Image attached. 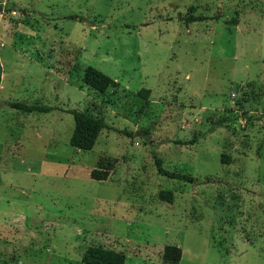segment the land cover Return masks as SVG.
<instances>
[{
    "label": "rangeland",
    "instance_id": "obj_1",
    "mask_svg": "<svg viewBox=\"0 0 264 264\" xmlns=\"http://www.w3.org/2000/svg\"><path fill=\"white\" fill-rule=\"evenodd\" d=\"M88 66L113 79L103 95ZM0 68V264L92 246L164 264L167 245L179 264H264V0H0ZM71 110L137 135L78 150Z\"/></svg>",
    "mask_w": 264,
    "mask_h": 264
},
{
    "label": "trees",
    "instance_id": "obj_2",
    "mask_svg": "<svg viewBox=\"0 0 264 264\" xmlns=\"http://www.w3.org/2000/svg\"><path fill=\"white\" fill-rule=\"evenodd\" d=\"M71 19H77V16H70ZM207 19L203 16L198 17H188L185 18L184 21L186 23L198 22ZM0 79H1V68H0ZM82 82L90 87L92 90L97 92L100 95H103L108 88H110L113 84V79L103 74L101 71L88 66L83 71ZM149 93L147 89H141L139 94L146 96ZM9 106L13 109L26 112V113H48L51 108L42 105H30L22 102H11ZM74 119V131L70 139V144L74 148L81 151H90L95 141L99 135V133L103 130H110L112 132H116L118 134H123L127 137H133L136 132L127 131V130H119L109 124H107L102 117H99L93 114L89 110L85 111H69ZM224 122V119L217 121L214 123V126H220ZM213 131V127L210 129V132ZM145 135L149 134V129H145ZM198 140V137L195 136L188 141H178L177 143L192 145L195 144ZM154 165L157 169V172L170 179L179 180L183 182L193 183L194 178L190 175L176 172V171H168L163 167L162 160L157 156L155 152H153ZM111 165L104 164L103 161H100L97 164V167L90 172V178L95 181H106L109 177ZM167 200H171L168 198ZM182 257V251L177 246L167 245L164 247L162 260L164 264H179ZM81 262L83 264H125V256L121 252L106 250L101 247H88L81 257Z\"/></svg>",
    "mask_w": 264,
    "mask_h": 264
},
{
    "label": "crops",
    "instance_id": "obj_3",
    "mask_svg": "<svg viewBox=\"0 0 264 264\" xmlns=\"http://www.w3.org/2000/svg\"><path fill=\"white\" fill-rule=\"evenodd\" d=\"M4 70V69H3ZM2 79H0V92L1 90H3V87H4V81H5V72H2ZM1 96V95H0Z\"/></svg>",
    "mask_w": 264,
    "mask_h": 264
}]
</instances>
